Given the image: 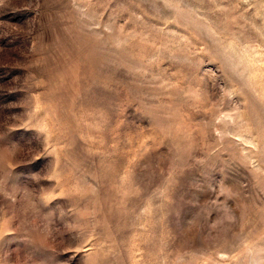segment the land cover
<instances>
[{"label":"rangeland","instance_id":"obj_1","mask_svg":"<svg viewBox=\"0 0 264 264\" xmlns=\"http://www.w3.org/2000/svg\"><path fill=\"white\" fill-rule=\"evenodd\" d=\"M0 264H264V0H0Z\"/></svg>","mask_w":264,"mask_h":264}]
</instances>
